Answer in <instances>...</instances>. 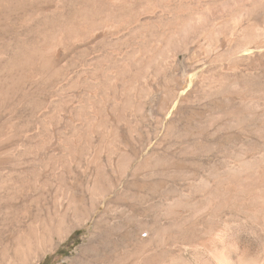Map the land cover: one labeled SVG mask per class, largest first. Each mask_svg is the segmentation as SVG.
Returning <instances> with one entry per match:
<instances>
[{
	"label": "rangeland",
	"instance_id": "1",
	"mask_svg": "<svg viewBox=\"0 0 264 264\" xmlns=\"http://www.w3.org/2000/svg\"><path fill=\"white\" fill-rule=\"evenodd\" d=\"M17 2L0 264H260L264 0Z\"/></svg>",
	"mask_w": 264,
	"mask_h": 264
},
{
	"label": "bare ground",
	"instance_id": "2",
	"mask_svg": "<svg viewBox=\"0 0 264 264\" xmlns=\"http://www.w3.org/2000/svg\"><path fill=\"white\" fill-rule=\"evenodd\" d=\"M9 1H16V0H9ZM8 0H0V14H2V12L4 13V10L7 9L6 7L10 4H7L9 2ZM17 5L19 4V0H17ZM13 3V2H11ZM16 3V2H15ZM7 5V6H6ZM1 17V15H0ZM3 18V17H2ZM1 24V23H0ZM65 37V36H64ZM63 37V38H64ZM49 38V37H47ZM46 38V39H47ZM60 40V38H58V41ZM51 41V40H50ZM50 41L47 40L46 44L43 46L42 48V57L45 59L46 62L49 63L50 58H51V54L53 53V49L51 47V43ZM60 42V41H59ZM43 59V60H44ZM44 62V61H43ZM46 64V63H45ZM264 179V178H263ZM263 183V182H262ZM245 188V187H244ZM262 190H260V192H258V194H256L255 196H252L253 198L258 199V211L260 213V227L262 229V231H264V186L263 188H261ZM1 190V189H0ZM2 191V190H1ZM1 193V192H0ZM19 193V192H18ZM6 194V193H5ZM254 195V194H253ZM250 196V195H249ZM251 197V196H250ZM4 198V197H3ZM12 202V201H11ZM3 205V204H2ZM9 211V210H8ZM12 212V211H11ZM5 213V212H4ZM10 221V220H9ZM263 233V232H262ZM215 254V253H214ZM217 255V254H216ZM219 256V255H218ZM260 264H264V257L263 260L261 261Z\"/></svg>",
	"mask_w": 264,
	"mask_h": 264
}]
</instances>
